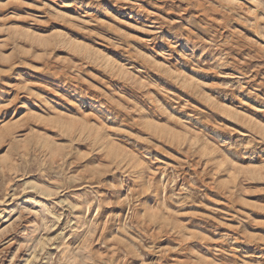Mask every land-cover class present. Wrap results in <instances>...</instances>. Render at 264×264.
<instances>
[{
  "label": "rangeland",
  "instance_id": "rangeland-1",
  "mask_svg": "<svg viewBox=\"0 0 264 264\" xmlns=\"http://www.w3.org/2000/svg\"><path fill=\"white\" fill-rule=\"evenodd\" d=\"M0 264H264V0H0Z\"/></svg>",
  "mask_w": 264,
  "mask_h": 264
}]
</instances>
